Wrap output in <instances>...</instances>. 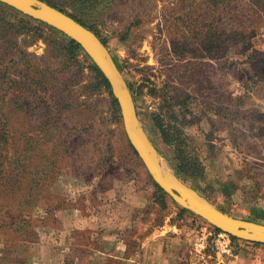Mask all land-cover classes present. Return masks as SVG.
Wrapping results in <instances>:
<instances>
[{
  "label": "rangeland",
  "instance_id": "rangeland-1",
  "mask_svg": "<svg viewBox=\"0 0 264 264\" xmlns=\"http://www.w3.org/2000/svg\"><path fill=\"white\" fill-rule=\"evenodd\" d=\"M39 1L106 47L162 170L259 223L264 0ZM67 39L0 7V264H176L159 255L165 238L179 264H264L252 249L264 244L229 235L223 250L220 231L164 192L107 80Z\"/></svg>",
  "mask_w": 264,
  "mask_h": 264
},
{
  "label": "water",
  "instance_id": "water-1",
  "mask_svg": "<svg viewBox=\"0 0 264 264\" xmlns=\"http://www.w3.org/2000/svg\"><path fill=\"white\" fill-rule=\"evenodd\" d=\"M0 3L61 32L84 51L110 85L120 109L127 138L157 184L169 197L194 212L207 224L234 238L264 244L263 224L229 216L182 184L175 176L162 170L154 149L138 124L130 90L108 50L93 32L60 10L39 0H0ZM177 184H181L183 190Z\"/></svg>",
  "mask_w": 264,
  "mask_h": 264
},
{
  "label": "crops",
  "instance_id": "crops-1",
  "mask_svg": "<svg viewBox=\"0 0 264 264\" xmlns=\"http://www.w3.org/2000/svg\"><path fill=\"white\" fill-rule=\"evenodd\" d=\"M248 215H249V219H251L253 221H256V222H259V223H262L264 221V212L262 210H254V209H252V210H250L248 212ZM171 227H172L171 225H167V226L161 225L159 227V241L164 238V237H162L163 230L164 229L171 230ZM165 239L162 241V244L159 247V255L165 253V254L169 255L170 258H172L173 263L176 262V264H179L178 263L179 250H181L180 242L177 241L176 239L170 241V240H168V238H167V242H166ZM165 242H166V244H165ZM168 244H170V247L165 249V245L167 246ZM174 244H175V246H174ZM252 249L254 250L255 253H258L259 255L260 254L264 255V247L262 245L258 246V248H252ZM164 250H165V252H164ZM258 254H257V256H258ZM257 256L255 258H258ZM240 263H241V260L239 259V257L238 256H234L231 260H229V262H226L225 264H240Z\"/></svg>",
  "mask_w": 264,
  "mask_h": 264
},
{
  "label": "trees",
  "instance_id": "trees-1",
  "mask_svg": "<svg viewBox=\"0 0 264 264\" xmlns=\"http://www.w3.org/2000/svg\"><path fill=\"white\" fill-rule=\"evenodd\" d=\"M1 6H6V5L0 3V7H1ZM10 9H12V8H10ZM58 10H60L61 12H63L61 9H58ZM70 17L73 18V19L76 21V19H75L74 17H72V16H70ZM76 22H77V21H76ZM78 23H79V22H78ZM80 24L83 25L84 27H86L87 29H89L90 31H92L88 25H85L84 23H80ZM67 40H68L70 46H71L73 49L83 51V50H82L77 44H75L72 40H70V39H67ZM97 71H98V70H97ZM214 229H215V228H214ZM215 230L220 231V230H218V229H215ZM231 238H232L233 240H237V239L234 238V237H231Z\"/></svg>",
  "mask_w": 264,
  "mask_h": 264
},
{
  "label": "built area",
  "instance_id": "built-area-1",
  "mask_svg": "<svg viewBox=\"0 0 264 264\" xmlns=\"http://www.w3.org/2000/svg\"><path fill=\"white\" fill-rule=\"evenodd\" d=\"M218 237L221 238L223 240V242H225V244L223 246V250L226 249L227 246L230 244L229 235L220 231L218 234Z\"/></svg>",
  "mask_w": 264,
  "mask_h": 264
},
{
  "label": "bare ground",
  "instance_id": "bare-ground-1",
  "mask_svg": "<svg viewBox=\"0 0 264 264\" xmlns=\"http://www.w3.org/2000/svg\"><path fill=\"white\" fill-rule=\"evenodd\" d=\"M176 185V184H175ZM177 186L183 190V186H181V184H177Z\"/></svg>",
  "mask_w": 264,
  "mask_h": 264
}]
</instances>
